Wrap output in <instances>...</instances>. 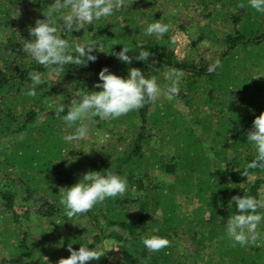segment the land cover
<instances>
[{
  "label": "trees",
  "instance_id": "1",
  "mask_svg": "<svg viewBox=\"0 0 264 264\" xmlns=\"http://www.w3.org/2000/svg\"><path fill=\"white\" fill-rule=\"evenodd\" d=\"M52 2L0 0V251L7 253L0 264H37L38 252L29 251L33 247L28 242L32 217L39 226L47 224L35 246L53 264L70 255L69 244L78 249L89 240V248L114 243L122 249L116 262L109 261L112 252L107 250V256L85 264H264V239L242 247L224 225L231 196L243 195L240 183L264 197V170H250L255 172L251 179L240 174L255 154L247 132L264 111V13L250 8L247 0H125L112 17L68 34L77 41L91 34L99 50L93 49L94 61L66 66L61 79L29 64L20 45L30 38L28 27L43 18L41 8ZM153 19L178 23L188 34L182 58L168 39L171 34L158 39L144 35L143 27ZM203 40L208 47L202 50ZM122 44L132 53L147 48L152 56L148 63L133 56L126 65L109 53ZM217 57L222 66L208 73L207 64ZM104 66L120 76L128 67H138L161 84L169 68L183 75L172 99L160 96L117 119H97L90 126L91 137L96 134L86 152L81 141L77 145L63 139L71 129L45 101L63 93L68 104L76 87L93 90ZM33 68L47 74L51 86L45 82L35 97H28L23 90ZM164 136L173 148L170 155L162 154ZM109 167L127 177L124 195L68 220L60 189L88 170ZM178 192L193 200L192 209L180 202ZM232 205L235 211L234 201ZM259 227L264 229V222ZM50 231L66 236L49 246ZM148 234L165 237L169 244L147 251L141 237Z\"/></svg>",
  "mask_w": 264,
  "mask_h": 264
},
{
  "label": "clouds",
  "instance_id": "2",
  "mask_svg": "<svg viewBox=\"0 0 264 264\" xmlns=\"http://www.w3.org/2000/svg\"><path fill=\"white\" fill-rule=\"evenodd\" d=\"M247 4L256 12L264 13V0H247ZM45 5V8H41L43 18H36L34 26L28 27L30 38L22 39L20 45L29 64L48 69L50 73L62 79L66 66L94 61L96 56L93 49L99 50L97 41L91 38V34L83 41H77L68 34L73 31L84 32L93 22L112 17L117 10L125 6V0H53ZM239 6L244 7L243 4ZM170 27V24L161 19H153L143 27V33L158 39L169 33ZM168 39L177 44L179 37L170 35ZM200 45L202 50L208 47L204 40ZM109 53L126 65L131 63L133 56L145 63H148L149 57L152 56L147 48L141 46V50L132 53L124 44L118 52L112 48ZM152 58L154 59V56ZM221 66L222 61L217 57L207 64V72L213 73ZM97 75L98 80L94 83L93 90L87 87L75 88L67 110L64 101L68 98L63 93L49 95L45 101L46 108L61 115L66 128L71 129L63 136L66 142L74 143L84 139L97 119H117L130 111L143 108L146 103L154 102L160 96L172 99L180 90L183 74L175 68H169L163 72V84L158 83L156 75H145L138 67H128L127 74L120 76L104 66ZM27 77L29 83L23 94L28 97H35L38 86L45 82L47 86H51L48 75L36 68L29 70ZM75 84L73 81L69 85L72 88ZM247 141L254 145L255 154L245 163L240 174L251 179L255 172L250 170H264V111L254 117L251 130L247 132ZM96 142L102 144L103 140L98 138ZM67 155L68 151L65 157ZM127 187V177L110 167L100 171L88 170L70 187L60 189L59 202L63 205L64 216L71 220L77 214L86 213L108 198L123 196ZM239 188L243 189V195L231 196L228 201L229 215L224 225L227 235L243 247L264 239V229L259 227L264 222V197L251 194L244 183H240ZM233 201L235 211L232 210ZM141 240L144 248L150 252H156L169 244L167 238L156 234L144 235ZM92 243L91 240L87 243L80 242L78 249H73L69 244L70 255L59 258L56 264H85L90 260H98L104 253L95 243L93 248H89L88 245ZM40 262L47 264L48 257L41 256Z\"/></svg>",
  "mask_w": 264,
  "mask_h": 264
},
{
  "label": "rangeland",
  "instance_id": "3",
  "mask_svg": "<svg viewBox=\"0 0 264 264\" xmlns=\"http://www.w3.org/2000/svg\"><path fill=\"white\" fill-rule=\"evenodd\" d=\"M175 24L176 25H170L171 27H170L169 34L177 35L179 37L177 44H175V54L177 55V57L182 58L184 56V54L186 52V48L189 44V37H188L187 33L181 31L178 28V25H177L178 23H175ZM225 97L227 98V100L230 98V95L227 91L225 92ZM65 108H67V103H65ZM95 134L96 133L94 132V135H92V137H91V133H89L88 136H86L84 139L80 140L81 145H83L82 148L86 152H89V148H91V144H92L91 141H93L95 139ZM163 142H162V144L165 145L166 147L163 149L162 154L170 155L173 152V148L170 145H168L169 141H168L166 136H164ZM75 144L78 145V142H75ZM177 198L188 209L189 208L192 209L194 207L193 200L192 199L186 200L185 196L183 194L178 192ZM2 221H3L2 217L0 216V228H2ZM46 226H47V224L43 225V226H39L37 221H36V217H32L31 222H29L27 224L28 242H29L30 246L33 247L32 249H29V251H32L34 249V251L38 252L34 256V260L37 264H41V262H40L41 256L48 257L45 253L40 251V248L35 246L36 242L43 238L42 230H44V228H46ZM64 236H66V232L60 231V232L55 233L54 231L53 232L50 231L47 233V237H48L47 244L49 246H56L57 244L61 243L62 239H64ZM47 244H46V246H47ZM26 245H28V244L26 243ZM110 247H116V248L110 249ZM26 249H27V246H26ZM109 249L112 252V255H111L109 261L116 262L120 258L121 249H122L121 245H117L114 243L105 244L104 246H102V249H101L104 253L103 254L104 256L106 255L107 250H109ZM3 256L4 257L7 256L6 251H4V252L0 251V261H1V257H3ZM53 263H54V260L48 257L47 264H53Z\"/></svg>",
  "mask_w": 264,
  "mask_h": 264
}]
</instances>
